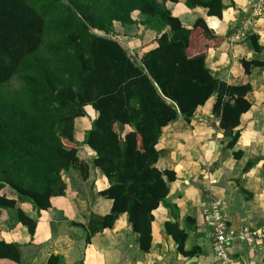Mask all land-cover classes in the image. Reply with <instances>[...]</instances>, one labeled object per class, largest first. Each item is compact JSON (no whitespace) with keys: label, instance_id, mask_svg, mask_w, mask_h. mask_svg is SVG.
<instances>
[{"label":"trees","instance_id":"trees-1","mask_svg":"<svg viewBox=\"0 0 264 264\" xmlns=\"http://www.w3.org/2000/svg\"><path fill=\"white\" fill-rule=\"evenodd\" d=\"M167 3L178 0H0V208L13 210L31 237L36 222L2 192L15 193L39 213L50 208V198L64 195L62 176L69 170L86 179L89 168L78 159L74 139V121L86 116V107L96 118L83 145L95 153L92 167L109 183L99 196L112 201L109 215L87 224V244L126 215L140 251L149 252L152 212L175 181L174 173L155 167L162 128L179 119L189 125L196 109L214 96L211 113L230 139L226 148L235 146L251 87L213 77L204 54L188 56L192 31ZM184 5L217 19L225 9L223 0H184ZM115 22L157 32L156 47L141 57L127 52L113 33ZM193 30L212 37L201 20ZM248 43L263 52L256 35ZM240 63L246 74L264 67V62ZM164 229L179 254H196L184 250L187 234L177 223L167 222ZM0 261L18 264V246L0 240Z\"/></svg>","mask_w":264,"mask_h":264},{"label":"crops","instance_id":"crops-1","mask_svg":"<svg viewBox=\"0 0 264 264\" xmlns=\"http://www.w3.org/2000/svg\"><path fill=\"white\" fill-rule=\"evenodd\" d=\"M223 4L221 19L207 17L200 8L189 10L184 0L167 3L166 8L192 31L188 56L204 54L213 77L229 86L251 87L245 97L250 108L239 118L235 146L226 148L230 139L223 136L219 120L211 113L214 96L196 109L189 125L179 119L162 128L155 167L174 173L175 181L168 184L165 202L152 212L149 252L140 251L139 236L133 233L126 215H120L111 228L95 234L87 244V224L93 217L109 215L112 201L99 196L109 183L92 167L95 153L83 145L96 118L95 111L86 107V116L74 121L77 157L89 168L86 179L77 170H69L62 176L64 195L50 198V208L39 213L29 203L19 202L15 193L2 192L16 201L15 209L36 222L31 237L16 222L13 210L0 208V240L18 246V264H219L205 218L211 202L227 213L231 231L247 227L264 234V67H251L246 74L240 63L264 62V50L258 53L248 43V38L256 35L258 45L264 48V0H223ZM255 8L259 14L253 13ZM135 14L133 19L140 22ZM197 20L203 21L210 39L204 38L201 30H193ZM138 26L123 27L115 22L113 33L127 52L141 57L156 47L159 35ZM237 152L241 153L239 159L234 156ZM167 222L177 223L187 234L184 250L195 251L194 256L177 252L175 241L165 232ZM230 256L234 264H262L264 252L234 243Z\"/></svg>","mask_w":264,"mask_h":264},{"label":"built area","instance_id":"built-area-1","mask_svg":"<svg viewBox=\"0 0 264 264\" xmlns=\"http://www.w3.org/2000/svg\"><path fill=\"white\" fill-rule=\"evenodd\" d=\"M253 13L259 14V9L255 8ZM205 218L210 228L213 253L219 264H234L230 256L234 243H242L264 252V234L247 227H241L238 232L231 231L228 227V215L217 202L210 203Z\"/></svg>","mask_w":264,"mask_h":264},{"label":"rangeland","instance_id":"rangeland-1","mask_svg":"<svg viewBox=\"0 0 264 264\" xmlns=\"http://www.w3.org/2000/svg\"><path fill=\"white\" fill-rule=\"evenodd\" d=\"M134 14H135V13H134ZM134 14H133V15H134ZM136 16H137V15L135 14V17H136ZM113 39H114V38H113Z\"/></svg>","mask_w":264,"mask_h":264}]
</instances>
